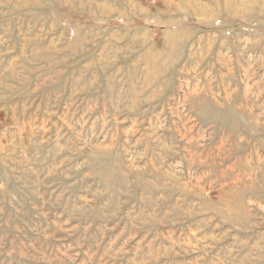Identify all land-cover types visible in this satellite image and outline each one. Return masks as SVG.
Returning <instances> with one entry per match:
<instances>
[{"label": "rangeland", "instance_id": "374dc122", "mask_svg": "<svg viewBox=\"0 0 264 264\" xmlns=\"http://www.w3.org/2000/svg\"><path fill=\"white\" fill-rule=\"evenodd\" d=\"M0 264H264V0H0Z\"/></svg>", "mask_w": 264, "mask_h": 264}]
</instances>
